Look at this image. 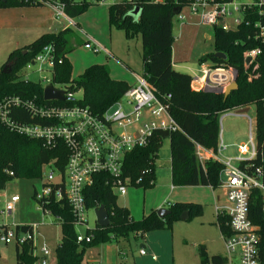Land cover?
I'll return each mask as SVG.
<instances>
[{
  "label": "trees",
  "instance_id": "16d2710c",
  "mask_svg": "<svg viewBox=\"0 0 264 264\" xmlns=\"http://www.w3.org/2000/svg\"><path fill=\"white\" fill-rule=\"evenodd\" d=\"M64 6L65 14L70 18L81 15L91 4L87 0H57ZM102 0H94L99 3ZM44 5L32 4L28 0H0V7ZM138 6L140 16L132 11ZM183 4L174 0H121L108 7L109 25L122 30L128 40L141 35L143 74L156 89L158 96L170 95L169 111L180 126L173 132L156 130L147 145L136 147L125 156L123 176L131 179L133 185L148 189L155 184L156 160L165 138H170L171 182L174 186H211L219 187L220 172L223 165L215 160H208L204 166L196 155V145L218 151L220 138V116L226 110L256 106L257 140L260 156L251 161L255 166H263L264 158V41L257 38L255 24L259 19L257 10H248L245 19L236 29L225 30L213 27L214 52L199 58V63H211L216 66L232 67L236 70L238 88L224 97L221 92L194 90L192 77L174 69L172 52L175 41L173 18L176 9ZM264 23V19H262ZM74 30L65 27L57 32H46L29 45L13 50L6 63L12 64L9 73L0 72V104L6 99L19 96L22 99L44 102L43 84L23 78L19 72L48 44H53L57 60L55 61L52 85L65 86L73 91L76 86L82 89V98L68 102H54L61 105L78 104L89 106L94 113L102 115L118 101L131 85L122 79H114L105 64H92L77 78L72 77V64L68 58L70 44L74 39ZM86 43V42H85ZM84 43V44H85ZM259 48L256 62L245 68L244 54L248 50ZM25 50V52H23ZM223 53L226 59L216 57ZM257 65L256 68L254 66ZM258 74L250 78V74ZM50 103V102H45ZM8 117L17 123H42L48 121L35 118L31 113L14 104H8ZM60 144L59 148L47 149L43 141L30 138L1 121L0 117V190L15 178L38 179L42 175L43 165L60 156V168L64 169L67 151ZM151 170L150 174H144ZM10 172H13L11 175ZM152 182V183H151ZM88 210L104 206L108 212L110 224L106 227L95 225L86 230L91 235L89 242L77 241V228L74 215L66 201H52L48 207L61 220V242L55 249V264H84L85 250L94 245L108 242L128 241L131 236L143 238L146 233L157 230H171L180 220L182 212L189 211V217L200 216L204 206L192 202H175L169 205L170 214L161 218L157 210L151 211L140 219H135L129 210L117 203V196L112 187V180L107 174H97L92 185L84 190ZM258 190L252 195L250 216L261 225L264 234V214ZM223 232H228L226 218L217 216ZM30 224H22L16 230L26 231ZM201 264H224L225 257L209 255L205 245L197 247ZM16 264H38L31 251V244L16 247Z\"/></svg>",
  "mask_w": 264,
  "mask_h": 264
},
{
  "label": "built area",
  "instance_id": "2783aa9c",
  "mask_svg": "<svg viewBox=\"0 0 264 264\" xmlns=\"http://www.w3.org/2000/svg\"><path fill=\"white\" fill-rule=\"evenodd\" d=\"M32 4H47L55 12L56 18L66 17L64 6L57 0H28ZM158 1V0H157ZM176 4H183L192 12L200 16L203 25L222 27L225 30L236 29L245 19L248 10H257L259 19L255 26L258 29L257 38L264 41V0H174ZM181 7V11L182 8ZM176 14L180 20L184 17ZM84 46L99 53L102 48L87 41ZM259 48L248 50L244 54L245 68L248 69L256 62ZM250 58L249 62L246 61ZM57 60L54 45L48 44L28 63V67H37V72L47 71L43 87L52 85V74ZM257 65L254 66L256 68ZM237 72L232 67L216 66L204 63L198 77L201 90L221 92L233 82ZM258 74H250V78ZM40 82V81H39ZM58 89L65 90V101L49 100L37 102L22 99L19 96L6 99L0 104L1 121L30 138L43 141L47 149L59 148L60 144L67 151L64 169L60 168L61 158L49 161L43 165L41 180L42 188L36 189L35 199L40 210L45 215L55 216L48 205L52 201H66L74 215L77 228V241L89 242L91 235L85 233L90 230L87 218L84 190L94 182L97 174H107L112 180L113 190L120 195L127 193L128 187L133 185L128 177L123 176L125 156L136 147L145 146L150 141L156 130L176 131L180 126L171 116V96H158L156 89L151 85L145 75L137 77V81L124 95L111 105L102 115L94 113L89 106L74 102L73 105H61L54 102H68L78 100L76 93L68 91L65 86L56 84ZM44 97V95H43ZM50 102V103H45ZM14 104L27 109L35 118L48 121L42 123H17L7 115L8 104ZM232 110V109H231ZM226 110L235 115L246 116L249 120L248 141L238 145V154L229 158L221 157V149L227 146L221 136L218 151L196 145V155L204 166L208 160L220 162L223 167L220 172V183L215 191L219 195L215 200L217 216L225 217L228 232L221 235L225 246L224 264H264V234L261 225L254 222L250 216V204L253 192L258 190L262 201L264 214V168L255 166L251 161L256 160L259 154L256 124L246 113H240V108L235 111ZM261 159L264 161L263 154ZM47 167L48 171L44 170ZM144 174H150L146 170ZM12 175L13 172H10ZM152 183V182H151ZM18 195H11L5 202L0 213L5 217H12L15 212ZM22 224L0 223V242L6 245L15 244L21 247L30 243L31 251L38 264H49L47 255L51 254L50 245L41 237L39 224L31 225L26 231H18L16 227ZM78 227L84 228L80 232ZM145 254V249L140 250Z\"/></svg>",
  "mask_w": 264,
  "mask_h": 264
},
{
  "label": "rangeland",
  "instance_id": "374dc122",
  "mask_svg": "<svg viewBox=\"0 0 264 264\" xmlns=\"http://www.w3.org/2000/svg\"><path fill=\"white\" fill-rule=\"evenodd\" d=\"M87 1L92 2V4L81 15L75 17L76 20L80 17L78 18V21L81 22L80 27L89 34H95L103 44L108 45L110 39H113L112 50L118 60L114 57H107L105 53L94 54L91 50L87 49L84 46V42L86 41L85 34L81 33L77 26H73L75 34L72 44H70L72 50L68 54L71 59L73 78H77L92 64H105L108 66L112 78L122 79L127 82L131 81V75L127 70V56L133 63V69L137 73L141 74L144 71L141 56V35L128 40L122 30L115 27L109 28L108 7L110 4L121 0H102L99 4L94 2V0ZM186 7L184 6L183 10ZM177 18V15L173 18V32L176 39L174 47L177 49L174 58L177 64L182 62L183 66H176V70L187 74H200L199 70L202 64L199 63V58L214 52L213 28L200 24V27H196L197 29L199 27L200 30L197 36L190 37L185 34L179 39L180 31L177 28ZM66 22L67 17L57 19L55 12L47 4L0 7V72L13 50L29 45L43 33L54 32L57 28L59 30V23L65 25ZM48 26H51V29L46 28ZM35 70H37L36 66H25L19 74L23 78L40 81L44 84V77L48 75L47 71L37 72ZM223 91L224 89L221 93ZM73 92L76 93L75 98H82L83 91L81 88L76 86ZM246 108V114L257 124L256 106L252 105ZM235 110L238 109H232L231 111ZM248 133L249 120L246 116L235 115L231 112L222 113L220 116V136L227 148L221 152V157L229 158L236 156L238 154V145L248 141ZM158 156L154 186H160L163 191L166 189L168 194L171 187L170 138L164 139ZM44 170L48 171V168L45 167ZM154 186L149 189L155 188ZM41 188V180L39 179L15 178L10 180L6 188L0 190V211L11 195H18L19 201L16 203L15 212L12 217H5L0 213V223L39 224L41 237L46 238V240L44 239L45 243L50 244V247L53 249L52 253L47 255L49 264H53L55 260V247L61 242V225L55 221L52 215H45L40 210L38 202L35 199V192L36 189L40 190ZM143 190V187L131 185L128 187L125 196L120 195L115 190L118 205L126 209L130 208L131 211L137 210V212L141 213L146 205L148 189L146 192ZM203 194L204 192H202ZM171 201L173 200L171 199ZM165 206H168V204H165ZM214 214L213 207L208 208L205 206L202 215L192 216L186 219L184 224L189 229V235L196 237V239L207 241L214 251L213 253L223 254L224 247L219 229L209 223V221L214 220ZM87 218L89 225H94V220H96L94 209L88 210ZM207 220L209 221L207 222ZM78 230L84 232V228L82 227H78ZM192 251L194 253V249ZM193 260L194 264H199L197 257ZM0 264H16L15 244L6 245L0 242Z\"/></svg>",
  "mask_w": 264,
  "mask_h": 264
},
{
  "label": "crops",
  "instance_id": "0c3cea01",
  "mask_svg": "<svg viewBox=\"0 0 264 264\" xmlns=\"http://www.w3.org/2000/svg\"><path fill=\"white\" fill-rule=\"evenodd\" d=\"M51 9L52 11H54L52 7ZM181 14L184 17V20H180V18L177 16L178 17L177 28L180 31L178 38L181 39L185 34L186 36H190V37L197 36L200 33L199 30L201 24L200 16L192 12L189 7H186L184 10L182 8ZM66 17H67L66 24L63 25L59 23L60 24L59 30L65 27H70L75 32L73 26H77L78 30L81 33L85 34L86 36L85 42L90 41L94 45L96 46L99 45L102 48V50L99 53H95L92 51L94 54L105 53L107 57L116 58L112 50L113 39H110L109 44L105 45L102 43L101 40L98 39V37H96L95 34H89L87 31H84L82 27H80L81 22L78 21V18L80 17H78L77 20L76 18L74 19L68 16ZM108 25H109V16H108ZM197 26H199L198 29L196 28ZM46 28L51 29V26H48ZM109 28L111 29L112 27H110L109 25ZM59 30L57 28L55 29L54 32H57ZM175 42L176 41H174L173 43V52H172L174 69H176V66H183L182 62H179L177 64V62L175 61L174 54L175 51L177 50L174 47ZM142 54H143V48H142ZM68 58L70 59L69 55ZM116 59L118 60V58ZM127 61H128L127 70L131 75V81H129L128 83L132 86L136 83L137 77L143 75V73L139 74L133 69V63L128 59V56H127ZM206 64H211V63L208 62ZM189 75H191L192 77V88L197 91L201 90L200 82L198 79L200 74L193 73ZM222 151H224V149L220 150V152ZM157 161L158 160H156V162ZM170 166H171V153H170ZM155 178H156V168H155ZM154 187L155 188L152 189L148 188V190L147 189L143 190L145 192L147 190V194H146V205L144 206V209L141 213L137 212V210L131 211L130 208H128L133 218L140 219L144 215L149 214L153 210H158L159 208L162 207L169 208V205L175 202L199 203L202 204L204 208L205 206H207L208 208L213 207L215 212V200L216 197L219 195V192L215 191L211 186L176 187L171 182L170 192L168 194L166 189L163 191V189L160 186L159 187L154 186ZM202 192H204L203 195ZM171 199L173 201H171ZM165 204H168V206H165ZM184 221H186V219H180L176 221L171 230L165 229V230L148 232L145 234L143 238L133 235L129 238L128 241H121L119 243L108 242V243H101L98 245L90 246L85 250L83 263L84 264H194L193 259L197 257L199 264H201L197 254V247L200 244L205 245L209 255H221L225 257L226 255L225 246H224V241L222 239L221 229L219 222L217 220L216 212L214 214V220L212 221L207 220V222L209 221L210 224L214 225L217 229H219L224 247L223 254L213 253L214 251L211 249L210 244L207 243V241L196 239V237L189 235L188 234L189 229L185 227ZM95 225H97L96 220H94V225H90V226L93 227ZM43 239L46 240V238ZM141 249H145L146 253L142 254L140 251ZM192 249H194V253ZM52 251L53 249L51 248V253ZM55 263H56V257L53 264Z\"/></svg>",
  "mask_w": 264,
  "mask_h": 264
},
{
  "label": "water",
  "instance_id": "95a60500",
  "mask_svg": "<svg viewBox=\"0 0 264 264\" xmlns=\"http://www.w3.org/2000/svg\"><path fill=\"white\" fill-rule=\"evenodd\" d=\"M181 8L176 9V14L180 13ZM132 14L136 17L140 16V8L138 6H136V8L132 11ZM25 52V50L23 51ZM216 57H221L223 59H226V55L223 53H215ZM250 58H247L246 61L249 62ZM12 70V64L11 63H6L2 69L3 73H9ZM238 88V84L235 81L231 82L230 84H228L224 91H223V95L224 97H228L230 95V93L232 91H234L235 89ZM43 95H44V99L46 101L49 100H59V101H65L67 99L66 95H65V90L63 89H58L55 88L53 85H47L44 87L43 90ZM247 108L244 109H240V113H246ZM95 212V216H96V224L102 227H106L110 224V219H109V215L107 210L105 209L104 206H99L98 208L94 209ZM170 209L169 208H159L157 210L158 215L161 218H164L166 215L170 214ZM181 219H187L189 218V211H184L182 212Z\"/></svg>",
  "mask_w": 264,
  "mask_h": 264
}]
</instances>
